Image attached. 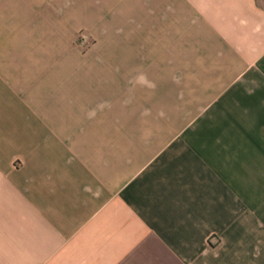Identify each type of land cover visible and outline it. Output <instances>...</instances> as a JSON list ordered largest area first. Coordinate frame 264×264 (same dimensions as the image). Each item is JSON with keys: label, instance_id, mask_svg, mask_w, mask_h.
I'll return each instance as SVG.
<instances>
[{"label": "crops", "instance_id": "obj_1", "mask_svg": "<svg viewBox=\"0 0 264 264\" xmlns=\"http://www.w3.org/2000/svg\"><path fill=\"white\" fill-rule=\"evenodd\" d=\"M19 1L0 0V264H264L261 0H82L112 11L93 55L130 84L70 106L37 92Z\"/></svg>", "mask_w": 264, "mask_h": 264}, {"label": "rangeland", "instance_id": "obj_2", "mask_svg": "<svg viewBox=\"0 0 264 264\" xmlns=\"http://www.w3.org/2000/svg\"><path fill=\"white\" fill-rule=\"evenodd\" d=\"M92 4L82 0L19 1L22 39L30 36L36 44L37 92H71L69 106L80 99L75 92H125L130 84L124 79L125 65L101 64L93 55L99 35H108L112 11L96 10Z\"/></svg>", "mask_w": 264, "mask_h": 264}]
</instances>
